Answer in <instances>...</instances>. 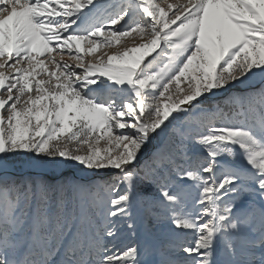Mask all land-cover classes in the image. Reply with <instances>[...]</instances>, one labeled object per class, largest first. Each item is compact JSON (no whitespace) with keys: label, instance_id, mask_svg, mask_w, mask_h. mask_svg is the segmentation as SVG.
Returning <instances> with one entry per match:
<instances>
[{"label":"snow or ice","instance_id":"1","mask_svg":"<svg viewBox=\"0 0 264 264\" xmlns=\"http://www.w3.org/2000/svg\"><path fill=\"white\" fill-rule=\"evenodd\" d=\"M0 264H264V0H0Z\"/></svg>","mask_w":264,"mask_h":264},{"label":"rangeland","instance_id":"2","mask_svg":"<svg viewBox=\"0 0 264 264\" xmlns=\"http://www.w3.org/2000/svg\"><path fill=\"white\" fill-rule=\"evenodd\" d=\"M117 47H119V45H117ZM111 51H112V49H101V50H98V52L95 53L94 55H95V56H99V55H103L104 52H109V53H110ZM53 55H55V53H54ZM86 59L91 60L92 57L89 56V57H87ZM69 62H71V61H69Z\"/></svg>","mask_w":264,"mask_h":264}]
</instances>
